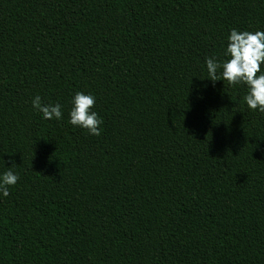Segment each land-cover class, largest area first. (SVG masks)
<instances>
[{"label":"trees","instance_id":"16d2710c","mask_svg":"<svg viewBox=\"0 0 264 264\" xmlns=\"http://www.w3.org/2000/svg\"><path fill=\"white\" fill-rule=\"evenodd\" d=\"M232 28L264 0H0V264H264V113L204 63Z\"/></svg>","mask_w":264,"mask_h":264},{"label":"clouds","instance_id":"9594fccd","mask_svg":"<svg viewBox=\"0 0 264 264\" xmlns=\"http://www.w3.org/2000/svg\"><path fill=\"white\" fill-rule=\"evenodd\" d=\"M224 51L226 59L218 60L215 56L205 59L210 81H227L229 85H243L246 92L243 100L247 108L264 113V30L248 31L232 28L227 35ZM220 73L221 79L217 78ZM71 108L67 122L73 127L86 130L92 136L101 135L102 118L94 111V94L76 91L69 101ZM32 108L44 120L60 121L64 118L60 103H44L40 95L31 101ZM0 173V199L9 196V188L15 186L19 175L12 170Z\"/></svg>","mask_w":264,"mask_h":264}]
</instances>
